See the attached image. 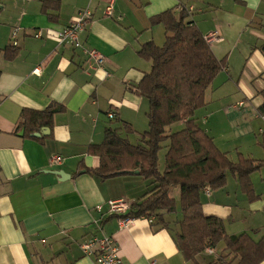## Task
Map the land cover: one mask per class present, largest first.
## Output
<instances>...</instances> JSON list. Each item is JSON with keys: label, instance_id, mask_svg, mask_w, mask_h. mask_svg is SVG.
I'll return each mask as SVG.
<instances>
[{"label": "crops", "instance_id": "0c3cea01", "mask_svg": "<svg viewBox=\"0 0 264 264\" xmlns=\"http://www.w3.org/2000/svg\"><path fill=\"white\" fill-rule=\"evenodd\" d=\"M59 1L58 9L53 5L46 12L43 0H0V264H96L84 254L82 244L90 236L103 234L117 240L123 264H237L225 244L223 257L208 259L203 252L197 261L187 260L175 240L178 227L174 223L170 228L157 227L147 217H138L121 229L108 202L121 198L138 202L147 196L150 183L141 180V174L108 179L93 175L88 169L99 167L101 161L89 148L104 141L109 127L120 129L130 140V133L120 125L138 126L148 118V100L136 88L152 64L138 51L149 41L158 46L163 36L166 41L165 27L152 19L172 10L177 15L186 12L187 22L205 36L217 32L219 40L210 45L218 58L217 52L230 59L237 51L249 56L241 75L231 76V83L237 79L241 97H226L234 103L227 110L244 119L252 116L256 124L245 126L243 120L239 146L233 152L220 149L231 160L238 161L240 156L264 160V122L255 117L264 105L260 49L264 0H114L113 16L105 13L110 0ZM87 7L93 18L82 41L106 57L101 68L89 73L82 50L60 44L56 38L57 31ZM15 30L17 38L12 35ZM39 30L42 37H36ZM243 40L246 45L241 50ZM6 50L16 51L15 55L6 57ZM36 68L39 73H34ZM224 71L230 73L228 63ZM242 100L247 108L236 109ZM47 108L53 109V124L33 133L27 130L23 110ZM256 133L261 135L252 138ZM229 137L223 133L222 144ZM53 154L62 155L63 163L52 164ZM251 181L256 199L251 200L238 182L232 189L204 191L203 211L223 219L230 235L247 233L259 241L264 236V167L251 175ZM100 204L102 212L96 209ZM168 220L177 219L171 214Z\"/></svg>", "mask_w": 264, "mask_h": 264}, {"label": "trees", "instance_id": "16d2710c", "mask_svg": "<svg viewBox=\"0 0 264 264\" xmlns=\"http://www.w3.org/2000/svg\"><path fill=\"white\" fill-rule=\"evenodd\" d=\"M59 4V0H43V9L47 12L53 5L58 9ZM187 19L186 12L177 15L172 10L153 17V24L165 27L166 41L163 46L149 41L139 49V56L151 61L152 70L136 88L149 101L150 128L140 135L138 144L132 143L120 129L107 128L104 141L89 148L91 154L100 157V166L88 170L101 179L140 170L150 185L156 186L136 202L130 215L135 218L156 215L153 223L157 227L170 228L174 223L178 227L175 240L187 260L197 261L208 247L216 248L224 242L225 249L238 259L237 264H259L264 260V236L256 241L247 233L230 235L223 219L207 216L203 211L202 193L207 187H224L229 172L236 176L248 197L256 199L251 175L264 167V160L244 156L236 162L231 160L196 122L195 112L206 105L207 90L228 62L227 58L216 56L204 33L197 26H191ZM260 49L264 54V43ZM15 52L6 50V57L14 56ZM1 53L2 50L0 57ZM22 116L24 125L32 133L54 121L52 108L25 109ZM179 122L185 128L169 134L168 128ZM125 128L132 129L129 124ZM166 142V170L161 172L159 154ZM174 187L180 189L179 201L172 196ZM178 202L181 218L171 222L168 216L178 212Z\"/></svg>", "mask_w": 264, "mask_h": 264}, {"label": "rangeland", "instance_id": "374dc122", "mask_svg": "<svg viewBox=\"0 0 264 264\" xmlns=\"http://www.w3.org/2000/svg\"><path fill=\"white\" fill-rule=\"evenodd\" d=\"M161 39L159 40L160 41L159 45L163 46L165 43V36H163ZM245 45H246V41H244L243 44L240 46L241 50H243V46H245ZM228 46L230 48V45H228ZM251 52H252V50L249 52V55H251ZM217 53H218L219 58H221V59H224V57L227 58V62L229 64L231 71H230V73H227L226 71L223 70L219 74V76H217L216 80L213 82L211 87L207 90L206 105L199 108L195 112L194 118H195L196 122L198 124H200V126L202 125L201 127L210 136H212L214 138L215 143L219 148L222 147V149H224V150L232 149V152H233L235 147L239 146L240 140L238 137L241 136L242 132L244 131L245 126L248 124H252V125L256 124V121H254L252 116L244 119L245 116L238 117V115H230L229 113L231 110L230 109L227 110V107H228L227 105H231V107H233L232 105L234 103L231 101H227L228 99H226V97L227 98H229L230 96L241 97V95L237 96V92L239 91V88L237 86V79L235 78V83H231L230 82V81H232L231 76L233 77V75H235V74L237 76L241 75V73L243 72V69H244V65L246 63V59L249 56H246V55L242 54L240 51H237L234 53V55L230 59V56H226L225 54H221V52H217ZM146 61H148V60H146ZM148 62L150 63V65L152 64L151 61H148ZM148 103H149V101H148ZM224 103H226V104L224 105ZM229 103H232V104H229ZM223 106H224V112H223ZM149 108H150V105H149ZM214 111H216V113L213 115ZM208 115H209V117H207L205 119L204 117L208 116ZM243 120L247 123V124H245V126L242 124ZM143 124L145 125V127L142 128V130H141L140 127ZM131 127H132V129L128 131L126 128H124L123 125H120V128L123 130V132L130 133V141L134 144H138L141 141L140 135L145 133L146 131H148L150 128L149 120H148V118L145 117L144 120H142V123L140 122V124L138 126H131ZM184 128H185V124L179 122V123H176V124L172 125L171 127H169L168 133L169 134L174 133V132L180 131ZM255 131H258V130L256 129ZM223 133L230 134V137L228 138V142L226 144L225 143L222 144ZM216 134H218V136H216ZM256 134H258V135L256 136L255 134H253L252 138L257 139L261 135V134L259 135V133H256ZM125 135H127V134H125ZM215 136L217 138H215ZM167 143L168 142H166V144L164 145L163 149L160 151V154H159V162H160V171L161 172H164L166 170V153H167L166 145H167ZM232 159H236L235 155L233 156ZM233 161H236V160H233ZM140 176H141V180H146L142 175H140ZM238 182H239V180H236L234 175L229 172L227 174L226 185L220 189L221 190L223 188L232 189L233 185L239 184ZM150 186L152 189L156 185L152 184ZM235 187H237V186H235ZM179 190L180 189L178 187H174L173 191H172V196L174 198H176L177 201H179V199H178ZM172 217L174 219H180L181 218L179 202H178V212L172 214ZM223 248H224V242H221L219 244L218 253L210 254V253L205 251L202 254V257H206L208 259L216 258V257H219L220 255L223 257V256H225V254H227V253H225L226 251ZM230 255H231V253H230Z\"/></svg>", "mask_w": 264, "mask_h": 264}, {"label": "built area", "instance_id": "2783aa9c", "mask_svg": "<svg viewBox=\"0 0 264 264\" xmlns=\"http://www.w3.org/2000/svg\"><path fill=\"white\" fill-rule=\"evenodd\" d=\"M114 0H110L108 6L106 7V15L113 16L114 14ZM93 18V11L87 7L83 8L79 12L78 18L67 25L65 28L57 31L56 38L60 44H71L76 49H81L82 52L87 56V68L86 72L101 68L105 61V55L96 50L85 47L82 41V34L86 30L87 26ZM121 17H119L120 19ZM13 38H17L18 30L13 32ZM43 34L41 30L37 31L36 37H42ZM206 40L211 43L214 40H219L217 32H211L205 36ZM15 43V42H14ZM17 44V43H15ZM34 73H39V68L34 70ZM247 102L242 100L236 105V109L243 110L247 108ZM114 113L110 114V117L113 118ZM256 118L261 119L264 122V112H256ZM262 131V130H261ZM64 161V158L60 154H53L51 156V163L60 165ZM210 188L207 187L205 191L210 192ZM136 206V201L121 198L116 200H110L108 202L109 212L111 215H115L118 219V224L121 229L127 228L135 220V217L130 214L133 212L134 207ZM96 209L99 212H102L103 205L100 204L96 206ZM149 222L153 223L156 220V215L148 218ZM83 252L86 256L93 257L96 264H123L120 245L117 240L108 234H103L101 236L93 235L90 236L82 244ZM206 252L214 254L216 252L215 248L208 247Z\"/></svg>", "mask_w": 264, "mask_h": 264}, {"label": "water", "instance_id": "95a60500", "mask_svg": "<svg viewBox=\"0 0 264 264\" xmlns=\"http://www.w3.org/2000/svg\"><path fill=\"white\" fill-rule=\"evenodd\" d=\"M54 173L58 174L61 177H64L66 175V173L64 171H56ZM132 173L133 174H140L141 171L140 170H134V171H132Z\"/></svg>", "mask_w": 264, "mask_h": 264}]
</instances>
